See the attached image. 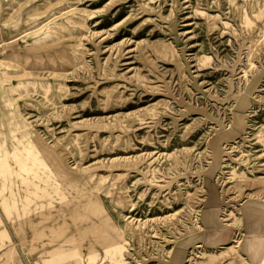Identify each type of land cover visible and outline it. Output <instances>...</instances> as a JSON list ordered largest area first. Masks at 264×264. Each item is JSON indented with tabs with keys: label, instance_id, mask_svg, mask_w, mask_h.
<instances>
[{
	"label": "rangeland",
	"instance_id": "obj_1",
	"mask_svg": "<svg viewBox=\"0 0 264 264\" xmlns=\"http://www.w3.org/2000/svg\"><path fill=\"white\" fill-rule=\"evenodd\" d=\"M0 264H264V0H0Z\"/></svg>",
	"mask_w": 264,
	"mask_h": 264
}]
</instances>
